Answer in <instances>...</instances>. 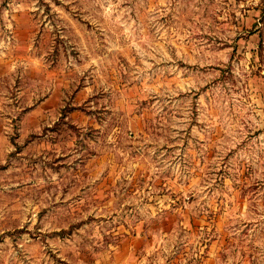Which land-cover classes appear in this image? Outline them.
<instances>
[{
  "label": "rangeland",
  "instance_id": "rangeland-1",
  "mask_svg": "<svg viewBox=\"0 0 264 264\" xmlns=\"http://www.w3.org/2000/svg\"><path fill=\"white\" fill-rule=\"evenodd\" d=\"M0 264H264V0H0Z\"/></svg>",
  "mask_w": 264,
  "mask_h": 264
}]
</instances>
